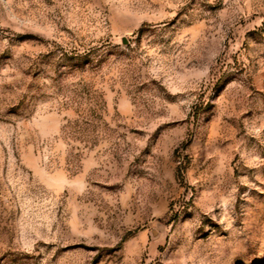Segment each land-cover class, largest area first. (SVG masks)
I'll return each instance as SVG.
<instances>
[{"label": "rangeland", "instance_id": "374dc122", "mask_svg": "<svg viewBox=\"0 0 264 264\" xmlns=\"http://www.w3.org/2000/svg\"><path fill=\"white\" fill-rule=\"evenodd\" d=\"M0 264H264V0H0Z\"/></svg>", "mask_w": 264, "mask_h": 264}]
</instances>
